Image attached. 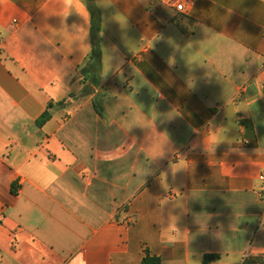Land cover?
<instances>
[{"label": "crops", "instance_id": "0c3cea01", "mask_svg": "<svg viewBox=\"0 0 264 264\" xmlns=\"http://www.w3.org/2000/svg\"><path fill=\"white\" fill-rule=\"evenodd\" d=\"M93 1L98 67L86 0H0V264H264V0Z\"/></svg>", "mask_w": 264, "mask_h": 264}, {"label": "trees", "instance_id": "16d2710c", "mask_svg": "<svg viewBox=\"0 0 264 264\" xmlns=\"http://www.w3.org/2000/svg\"><path fill=\"white\" fill-rule=\"evenodd\" d=\"M88 4V8L92 15V28H91V35H92V42H93V51L90 57V61L95 67H98L101 61V49H100V15L99 12L94 4L93 0H86ZM50 118V113L46 111L42 117L38 120L37 125H43L47 120ZM219 259L217 255H206L203 259V264H211ZM141 264H162L160 258L151 256L148 253L141 261Z\"/></svg>", "mask_w": 264, "mask_h": 264}, {"label": "built area", "instance_id": "2783aa9c", "mask_svg": "<svg viewBox=\"0 0 264 264\" xmlns=\"http://www.w3.org/2000/svg\"><path fill=\"white\" fill-rule=\"evenodd\" d=\"M194 0H177L174 3V7L178 12H184L186 9V6H193ZM263 179V177L261 178Z\"/></svg>", "mask_w": 264, "mask_h": 264}]
</instances>
